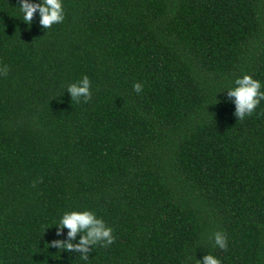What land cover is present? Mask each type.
I'll use <instances>...</instances> for the list:
<instances>
[{
  "label": "trees",
  "instance_id": "trees-1",
  "mask_svg": "<svg viewBox=\"0 0 264 264\" xmlns=\"http://www.w3.org/2000/svg\"><path fill=\"white\" fill-rule=\"evenodd\" d=\"M62 5L45 29L0 0V264H264V100L239 120L229 96L264 92V0ZM85 210L115 237L86 261L50 247Z\"/></svg>",
  "mask_w": 264,
  "mask_h": 264
},
{
  "label": "clouds",
  "instance_id": "clouds-1",
  "mask_svg": "<svg viewBox=\"0 0 264 264\" xmlns=\"http://www.w3.org/2000/svg\"><path fill=\"white\" fill-rule=\"evenodd\" d=\"M20 11L23 13V21L29 25L33 22V17L39 11L40 24L46 29L53 24H58L64 20V10L62 0H42V3H30L29 0H20ZM5 76L8 73V67L4 66L0 69ZM233 89L229 90V96L235 97L236 115L239 120L251 115L261 100H264V92L260 91L261 84L251 75H244L242 78L235 80ZM91 82L87 75L77 83L68 86L67 91L71 93L72 101L79 102L81 98L87 103L91 99ZM133 90L137 93L143 91V85L139 82L133 85ZM59 227L69 229V240L54 241L50 247L83 253L82 260L89 259V245H95L103 242V246L107 247L114 243L115 237L112 235L113 229L107 227L103 219H98L92 211H71L65 212L59 220ZM77 233H84L78 244L71 241L75 239ZM60 233H58L59 235ZM215 245L223 250H227V237L222 232L213 234ZM197 264H221V261L211 254L206 255L203 261L197 260Z\"/></svg>",
  "mask_w": 264,
  "mask_h": 264
}]
</instances>
